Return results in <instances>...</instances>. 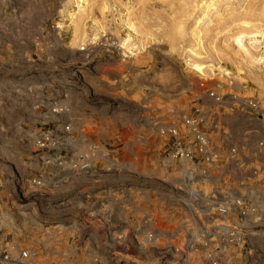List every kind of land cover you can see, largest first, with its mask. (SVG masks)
Instances as JSON below:
<instances>
[{
	"label": "rangeland",
	"instance_id": "1",
	"mask_svg": "<svg viewBox=\"0 0 264 264\" xmlns=\"http://www.w3.org/2000/svg\"><path fill=\"white\" fill-rule=\"evenodd\" d=\"M0 94L12 99H5L0 120L14 122L16 144L35 143L38 131L53 130L40 124L51 109L63 132L59 160L47 165L59 168L58 198L42 193L48 186L42 180L31 188L17 181L20 172L39 169L38 162L17 160L6 168L0 249L13 258L28 250L32 264H100L91 243L103 244L111 232L101 197L114 189L134 192L127 214L132 226L122 235L127 252L129 241L140 243L132 254L159 264L170 246L182 249L188 240L198 251L218 223L216 207L235 202L230 187L216 183L235 149L208 141L204 129L216 124L205 123L202 114H220L228 130L232 117L242 128L247 117L264 115V0H0ZM81 98L109 107L113 124L105 121L102 138L87 120L75 119L71 108ZM185 118L196 119L212 163L198 155L191 162L172 159L165 151L171 138L161 149L150 136L138 150H121L127 128L167 136L171 128L184 132ZM185 142L193 143L192 136ZM125 160L130 166L120 167ZM92 175L106 178L95 186L101 194L80 197ZM137 176L146 180L131 179ZM168 190L176 208L170 220L161 208L166 197L157 196ZM149 234L151 242L143 245ZM257 250V264H264V245Z\"/></svg>",
	"mask_w": 264,
	"mask_h": 264
},
{
	"label": "crops",
	"instance_id": "2",
	"mask_svg": "<svg viewBox=\"0 0 264 264\" xmlns=\"http://www.w3.org/2000/svg\"><path fill=\"white\" fill-rule=\"evenodd\" d=\"M5 99L8 100L9 103L12 101L10 94H8L7 97L4 96V94H0V114L5 111L3 106ZM81 99L76 102L77 106L75 108H71V111H75V119L77 122L87 120L88 126H94L92 130L93 134L102 138L104 134H107L104 128L106 126L105 121L108 120L111 125L113 124L109 107L101 106L102 103L98 105L95 102L92 103L89 99L87 100V98ZM13 109L14 106L9 105L8 113H12ZM212 113L213 112H205L202 114V119L205 120V123L208 122L209 125H211L212 122H214V124H216L215 129H204L208 141L215 144L216 148L219 150L235 149V154L231 159L225 160L221 165V172L216 178V183H221L222 185L226 184L227 187H230L228 193L235 198V202H240L254 210L243 219L239 217L236 210L230 212L228 215V224L231 226H238L251 232L250 244L254 248L259 249L260 246L264 245V115L247 117L248 122L242 128L236 127L234 123V121L240 120V118L237 116L232 117L233 126L228 130L221 126V120L224 118L221 117L220 114ZM47 114L48 117L42 119V123L38 122V124L48 125L51 129L55 130L57 137L54 139L57 141V144L45 152L39 151L40 153H37L38 150L35 148L34 143H27L24 145L16 144L13 135L15 126L12 125L14 122L11 124L8 122V125H5L4 122L0 120V183L4 181L3 176L5 175L6 168L12 169L11 165L15 164L17 160H22L23 163L27 165H31L34 161L36 165H38V163L40 164V168L36 170L30 168L29 170L20 172L17 181L19 183L29 184L31 188L32 181L39 177L43 183L48 185L42 193L46 194L49 199H52L59 197V168L51 165L47 168V166H43L39 160H48L49 162L59 160V133L63 132L62 130L59 131V113L51 109ZM29 124L33 126L36 123ZM28 129L31 131L33 127H29ZM126 131V133L120 135L121 150L125 153L134 148L138 150L139 145L145 143L150 136L154 137V144L159 141L158 147L160 149L161 144H167L169 138L168 136H164L161 131L158 133L154 131L150 132L149 130H141L137 126L131 127L130 129L127 128ZM77 134H80V132H77ZM158 137L160 138L158 139ZM129 166L130 163L128 160H125V162L122 161L120 165V167L126 168ZM101 179L106 178L93 175L90 176L87 180L88 186L82 188L78 192V195L80 197L89 198V196L96 197L101 194V191L95 188L96 184H98ZM131 179L139 181L146 180V178L142 176L131 177ZM131 179L125 178V180H123L119 178V182H127V180ZM168 184V187L174 186V183L172 184L170 181H168ZM133 193V191H117L113 189L101 197L107 199L102 209L110 219L107 225L111 232L108 234L109 236H103L105 239L103 244L95 238L91 243L95 253L93 256H98L97 258L100 264H125L127 262H135L136 264L149 263V261L140 258L141 256H134V254H132L134 253L135 247L132 241L133 244L130 245V253L127 252L128 248L126 245L117 241L118 237L121 234H125L132 226L127 214L132 206H134L133 202L129 201ZM172 193L171 190H168V192L164 193L162 196L157 193L159 199L165 197L167 199V203L163 204L161 208L167 210L166 212L169 214V220L176 210L174 200H172L174 197L171 196ZM189 194L191 195L192 193L190 192ZM116 198L119 199L118 202L115 201ZM158 203H160V201ZM14 206V203L11 202L9 205L11 211L17 210ZM186 213L189 216L193 213L188 206L186 208ZM130 217H132L133 220L136 218V216L133 215ZM184 224L187 225L186 220ZM192 241L193 240H188L186 242ZM193 255L195 258H198V251H193L192 256Z\"/></svg>",
	"mask_w": 264,
	"mask_h": 264
},
{
	"label": "built area",
	"instance_id": "3",
	"mask_svg": "<svg viewBox=\"0 0 264 264\" xmlns=\"http://www.w3.org/2000/svg\"><path fill=\"white\" fill-rule=\"evenodd\" d=\"M196 119L185 118L183 125L186 130L179 132L176 128H171L166 131V135L171 138V142L167 145L165 151L172 159L180 162H191L195 156H200L206 163L211 162L212 159L208 156L207 145L204 135L196 127ZM67 130V129H65ZM188 134L192 136L193 143H186L185 139ZM57 137L55 130L38 131L35 139V148L38 151L50 150L57 144L54 139ZM232 156L235 154L231 150ZM45 166L49 164L48 160L43 161ZM80 170L87 168V165L79 166ZM35 185H40L41 179L32 181ZM236 210L241 219L245 218L254 210L240 202H234L230 207L218 206L215 209L214 215L217 224L211 225L205 236L201 238V246L199 256L195 260L192 256L195 242H186L182 249L170 246L166 252L167 255L162 257L159 264H257L259 259V252L250 244L251 232L244 230L238 226H231L228 224V215L230 212ZM121 234L117 241L126 245L127 241ZM152 235L145 236V244L150 243ZM130 245L133 243L131 241ZM141 248V244L134 243ZM212 249L213 251H211ZM169 254V255H168ZM248 258V260H247ZM0 263L1 264H32L28 250L19 252L17 257H11L8 250L0 249Z\"/></svg>",
	"mask_w": 264,
	"mask_h": 264
},
{
	"label": "bare ground",
	"instance_id": "4",
	"mask_svg": "<svg viewBox=\"0 0 264 264\" xmlns=\"http://www.w3.org/2000/svg\"><path fill=\"white\" fill-rule=\"evenodd\" d=\"M194 67H195V68H197V69L199 68V66H198V65H195ZM189 193H190V192H189ZM191 195H192V194H191ZM193 195H194V194H193Z\"/></svg>",
	"mask_w": 264,
	"mask_h": 264
}]
</instances>
